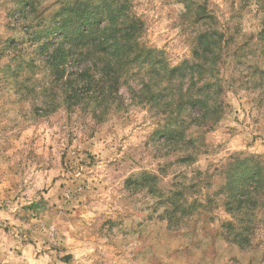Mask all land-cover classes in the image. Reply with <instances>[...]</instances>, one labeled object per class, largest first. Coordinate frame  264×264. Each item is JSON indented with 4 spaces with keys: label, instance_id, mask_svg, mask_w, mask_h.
<instances>
[{
    "label": "rangeland",
    "instance_id": "374dc122",
    "mask_svg": "<svg viewBox=\"0 0 264 264\" xmlns=\"http://www.w3.org/2000/svg\"><path fill=\"white\" fill-rule=\"evenodd\" d=\"M31 1L51 18L59 0ZM126 1L143 22L141 40L172 66L191 57L196 7L233 36L219 61L226 107L210 129L166 141L162 108L125 87L121 101L96 113L91 104L68 108L58 97L49 106L38 93L23 95L16 50L35 44L21 2L0 0V264H264L263 223L242 252L221 236L230 216L218 193L228 162L264 167V0ZM34 60L39 80L26 86L38 92L48 76ZM145 174L155 179L142 183ZM171 191L184 194V207L196 200L195 213L169 220L158 196Z\"/></svg>",
    "mask_w": 264,
    "mask_h": 264
},
{
    "label": "trees",
    "instance_id": "16d2710c",
    "mask_svg": "<svg viewBox=\"0 0 264 264\" xmlns=\"http://www.w3.org/2000/svg\"><path fill=\"white\" fill-rule=\"evenodd\" d=\"M19 1L27 41L35 44L33 52L16 50V84L23 95L38 93L49 106L58 97L68 108L91 104L96 113L112 101H121L119 91L125 87L153 108H162L166 127L161 139L166 141H183L190 127L210 129L225 109L222 93L227 82L219 61L233 36L220 30L204 8L196 7L191 17L192 24L201 27L193 38L191 57L172 66L162 52L141 40L143 22L130 12L126 0H59L51 18L36 11L34 1ZM258 36L257 40H264V17ZM10 43L19 44L14 39ZM35 56L48 76L41 84L37 82L38 92L26 86L39 80L32 69L37 66ZM185 115L191 117L192 126L185 125ZM192 141L188 137L186 142ZM220 174L224 181L218 193L224 195L222 206L230 216L221 224V236L243 252L251 246L259 222L264 231V167L236 158ZM150 179L155 175L145 174L141 182ZM158 199L169 220L177 211L195 213L196 200L184 207L187 198L182 192H160Z\"/></svg>",
    "mask_w": 264,
    "mask_h": 264
}]
</instances>
